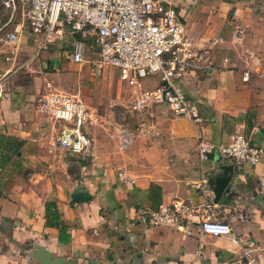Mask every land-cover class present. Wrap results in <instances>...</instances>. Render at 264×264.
Returning <instances> with one entry per match:
<instances>
[{
	"label": "crops",
	"instance_id": "1",
	"mask_svg": "<svg viewBox=\"0 0 264 264\" xmlns=\"http://www.w3.org/2000/svg\"><path fill=\"white\" fill-rule=\"evenodd\" d=\"M168 1L193 38L217 39L211 69L179 79L202 120L197 129L164 104L140 109L144 126L117 163L120 169L111 167L107 139L96 122L101 115L84 101L96 120L86 128L92 144L87 160L49 145L52 121L33 108L39 92L50 86L46 74L66 88L71 80L66 65H102L95 55L88 52L77 63L63 56L60 72L41 75L46 80L41 88L32 65L36 57L42 63L53 59L49 48L35 54L30 36L23 33L14 61L6 62L7 50L0 46V75L19 67L1 79L0 264H39L31 255L37 244L51 258L60 257L61 264H216L229 259L236 247L228 238L199 231L206 214L227 219L233 232L250 235L257 247L254 259L264 264V0ZM82 73L81 80L90 73L107 82L117 70L110 66L96 72L84 65ZM158 82V76L149 75L140 85L151 88ZM198 133L218 145L240 133L262 149L261 158L253 166H237L212 154L200 163ZM222 177L227 183L216 197ZM76 186L86 189L87 201L70 200ZM172 200L189 202L198 211L180 228L138 222L144 208ZM46 203L53 213L55 207L57 219L47 216Z\"/></svg>",
	"mask_w": 264,
	"mask_h": 264
},
{
	"label": "built area",
	"instance_id": "2",
	"mask_svg": "<svg viewBox=\"0 0 264 264\" xmlns=\"http://www.w3.org/2000/svg\"><path fill=\"white\" fill-rule=\"evenodd\" d=\"M23 33L33 36L35 54L69 34L71 62H81L91 52L99 64L116 68L118 77L134 87L130 110L164 104L174 115L190 119L199 129V108L181 90L179 79L184 74L211 69L217 39L193 38L168 0H0V46L7 50L4 61H14ZM17 68L9 67L0 75V92L1 79ZM149 75L158 76V84L142 88L140 80ZM242 78L246 80L248 74L243 72ZM33 108L52 121L49 145L85 160L90 158L92 144L86 128L96 120L79 96L47 91L35 100ZM134 135L131 131L119 133V143L126 144ZM196 141L200 163L212 154L237 166H253L261 158L262 149L240 133H233L225 144L208 141L199 133ZM204 181L205 177H201L200 182ZM197 211L189 202L172 200L159 203L154 209L144 208L138 222L152 228H180ZM199 231L228 238L236 247L229 259L216 264H257L254 240L247 233L233 232L227 219L206 214L199 221Z\"/></svg>",
	"mask_w": 264,
	"mask_h": 264
},
{
	"label": "rangeland",
	"instance_id": "3",
	"mask_svg": "<svg viewBox=\"0 0 264 264\" xmlns=\"http://www.w3.org/2000/svg\"><path fill=\"white\" fill-rule=\"evenodd\" d=\"M25 34L30 36L32 46H34L35 41L33 36L28 33ZM70 41L71 36L67 34L63 40L49 43L47 45L49 48L48 53L54 55L53 59L46 57V59H43L45 62L42 63L40 59L36 61V58H38L36 57L34 59L36 65H32L35 68H33L35 70L34 72L39 76H44V72L51 74L60 72L59 63H62L63 56L65 57V55H68V50L71 48ZM45 50L47 49H42L40 52H44ZM84 65L94 69L96 72H101L102 69L105 72L110 68V66L107 65H97L91 62L80 65H66V71L69 73L68 76L71 79L67 80V83H70L68 87L65 88V86L56 80L53 75L46 74L45 79L50 82V86L49 88H45L46 90L40 91L38 96L51 90L68 94L74 93L78 95L90 109L95 111L98 115H101V119L96 122L101 124L98 128L107 139L110 163H112L111 167L117 166V168L120 169L121 167L119 168V164L117 165V163L124 160L125 152L132 145L136 136L142 132V127L144 125L142 124L143 120L140 116V112L143 110L132 111L129 109L128 104L134 89L125 81L121 80L116 73L110 74L107 82H105V80L102 81L99 76L91 77L90 73L85 79L81 80L82 77L80 78L79 74L80 76L83 74ZM38 79L40 87L42 88L46 80L43 79L42 76ZM123 131H131L135 135L127 142L128 144L121 145V143H119V133ZM121 153L123 154L122 156Z\"/></svg>",
	"mask_w": 264,
	"mask_h": 264
},
{
	"label": "water",
	"instance_id": "4",
	"mask_svg": "<svg viewBox=\"0 0 264 264\" xmlns=\"http://www.w3.org/2000/svg\"><path fill=\"white\" fill-rule=\"evenodd\" d=\"M227 183V178L222 177L215 187V196L219 197L220 192ZM89 194L87 193L86 189L82 186H76L69 194V198L72 202H80V201H87L89 198ZM50 252L47 248L42 245H36L33 250L32 257H34L39 264H61L62 260L60 257L51 258Z\"/></svg>",
	"mask_w": 264,
	"mask_h": 264
},
{
	"label": "trees",
	"instance_id": "5",
	"mask_svg": "<svg viewBox=\"0 0 264 264\" xmlns=\"http://www.w3.org/2000/svg\"><path fill=\"white\" fill-rule=\"evenodd\" d=\"M50 205L52 206V204H50ZM44 208H45V211L47 213V216L51 217V219L55 220V219H57L59 217L54 206L52 207L54 209V211H55L54 213L48 210V203L44 204Z\"/></svg>",
	"mask_w": 264,
	"mask_h": 264
}]
</instances>
